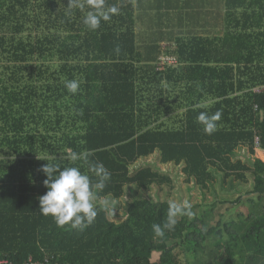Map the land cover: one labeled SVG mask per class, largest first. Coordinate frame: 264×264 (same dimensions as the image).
Here are the masks:
<instances>
[{"label":"trees","instance_id":"obj_1","mask_svg":"<svg viewBox=\"0 0 264 264\" xmlns=\"http://www.w3.org/2000/svg\"><path fill=\"white\" fill-rule=\"evenodd\" d=\"M69 2L0 0V264L30 256L40 264H264V161L254 158L264 151V91H255L264 86V0L218 1L228 22L218 37L196 28L195 0H106L120 11L96 30L83 23L91 9ZM148 5L158 20L143 50L136 25ZM164 55L178 63L162 64ZM73 79L76 94L65 87ZM217 110L222 118L207 135L196 117ZM69 150L112 174L95 190L98 215L83 231L40 214L42 165L98 179L83 161L60 159ZM182 177L202 198L217 184L241 189L234 200L192 203L194 217L154 238ZM220 202L263 211L212 224Z\"/></svg>","mask_w":264,"mask_h":264},{"label":"clouds","instance_id":"obj_2","mask_svg":"<svg viewBox=\"0 0 264 264\" xmlns=\"http://www.w3.org/2000/svg\"><path fill=\"white\" fill-rule=\"evenodd\" d=\"M91 9L83 17V23L90 30L100 27L102 21H110L113 15L119 14L120 9L116 5L106 6V0H70L69 7H75L83 11L85 7ZM117 55L121 48L114 49ZM65 87L68 92L76 94L80 89V82L76 79L67 81ZM222 118V111L209 114L201 111L197 115V122L203 125V131L207 135L217 130V122ZM88 153L69 150L60 159L72 162L83 161L88 164L89 171L98 178L94 183L92 177L82 172L80 167L67 166L61 169L60 163H47L42 165L41 171L46 175L44 185L47 192L39 197L40 214L51 215L58 227L68 225L70 228L83 231L89 227L98 215L96 204V189H104L111 180V172L103 163H92L88 160ZM47 160V159H46ZM105 205L107 202H103ZM193 205L188 200L182 202L169 201L166 220L163 224H153L154 238H164L167 231H173L179 217H194Z\"/></svg>","mask_w":264,"mask_h":264},{"label":"rangeland","instance_id":"obj_3","mask_svg":"<svg viewBox=\"0 0 264 264\" xmlns=\"http://www.w3.org/2000/svg\"><path fill=\"white\" fill-rule=\"evenodd\" d=\"M254 158H260L264 161V151L263 150H257V152L254 154ZM166 167V166H165ZM169 169V167H167ZM178 167H171L170 170L177 171ZM224 186V187H223ZM213 186L207 193L206 198H202L201 195V189L194 187L193 190L187 189V183L184 180V177H182L179 180V183L173 188L172 190H169L168 197L170 199H173L175 201H178L180 198L183 200H188L191 203H200L203 201V199H206V203H213L214 201H220L223 199H236L239 195V192H236L237 190H240L241 188L235 187L233 189H230L227 187V185ZM247 187H250L249 185ZM106 200V199H105ZM106 202V201H105ZM110 208L111 212V205L106 204ZM216 208L214 210V218L210 220L212 224H216L218 220L223 219L226 221L234 220V221H241V219H245L247 214L253 213L255 215H260L263 211V207H261L259 204H254L252 202H245L242 204H236L235 206L230 203H218L215 204ZM112 219L116 221H120L124 218L123 216V209H120L118 207L112 206ZM204 209L203 206L196 208L195 212L200 213ZM239 216L243 218H239ZM212 248H213V242L210 241L207 245L206 256L209 261L214 260V256L212 255Z\"/></svg>","mask_w":264,"mask_h":264},{"label":"crops","instance_id":"obj_4","mask_svg":"<svg viewBox=\"0 0 264 264\" xmlns=\"http://www.w3.org/2000/svg\"><path fill=\"white\" fill-rule=\"evenodd\" d=\"M148 1V0H147ZM197 11H194V15L196 16V24L198 30L204 25L206 28H208L207 34L218 37L222 36L227 28L228 22L225 19L226 16V9L224 8L223 2L218 1H224V0H195ZM144 4H147L146 2ZM152 4V3H151ZM150 5H148V11L145 9H141L143 13L139 12L141 14V17L143 19H139L136 25L137 31H139L141 34H144V37H142L140 40L138 38V46H142L143 50L146 49L147 44H151V41L148 39L149 34L156 33V22L158 20V16L155 14L154 11L150 10ZM203 18V24H201V20ZM180 21L179 17L176 18L175 22ZM259 21V22H258ZM257 22L260 24L261 29L262 26H264V18L258 19ZM176 30H178L176 28ZM196 30V29H195ZM258 30V28H257ZM147 37V38H145ZM171 41L167 40V38H164V41H162L163 47H171ZM261 264V263H260Z\"/></svg>","mask_w":264,"mask_h":264},{"label":"built area","instance_id":"obj_5","mask_svg":"<svg viewBox=\"0 0 264 264\" xmlns=\"http://www.w3.org/2000/svg\"><path fill=\"white\" fill-rule=\"evenodd\" d=\"M161 62H162V64L167 63V64H173V65H175V64L178 63V58H177V56H174V55H171V56H165L164 55L161 58ZM255 91H257V92H263L264 91V86L255 88ZM256 144H257V146L259 145V138H257ZM1 264H14V263H12V262H10V263L4 262V263H1ZM23 264H40V263L39 262H35L33 260V258L30 256L28 258V261L24 262Z\"/></svg>","mask_w":264,"mask_h":264}]
</instances>
